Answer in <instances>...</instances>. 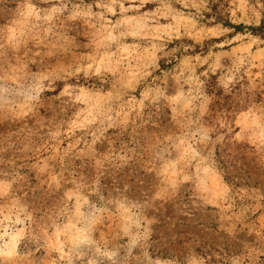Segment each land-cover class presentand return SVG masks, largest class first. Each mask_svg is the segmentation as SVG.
<instances>
[{
    "label": "rangeland",
    "instance_id": "374dc122",
    "mask_svg": "<svg viewBox=\"0 0 264 264\" xmlns=\"http://www.w3.org/2000/svg\"><path fill=\"white\" fill-rule=\"evenodd\" d=\"M262 23L0 0V264H264Z\"/></svg>",
    "mask_w": 264,
    "mask_h": 264
},
{
    "label": "trees",
    "instance_id": "16d2710c",
    "mask_svg": "<svg viewBox=\"0 0 264 264\" xmlns=\"http://www.w3.org/2000/svg\"><path fill=\"white\" fill-rule=\"evenodd\" d=\"M212 13H208L209 16H212L215 21L222 23L224 26L232 27L236 32L243 31L246 26L243 24L235 25L231 21L226 18V14H224L223 10L219 8L216 4L212 6ZM250 28L252 32L259 34L261 37L264 38V23L260 24L259 26L247 27Z\"/></svg>",
    "mask_w": 264,
    "mask_h": 264
}]
</instances>
